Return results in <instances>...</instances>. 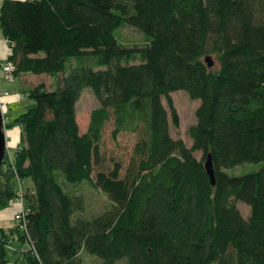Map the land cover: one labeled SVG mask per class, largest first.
I'll use <instances>...</instances> for the list:
<instances>
[{
    "label": "trees",
    "instance_id": "16d2710c",
    "mask_svg": "<svg viewBox=\"0 0 264 264\" xmlns=\"http://www.w3.org/2000/svg\"><path fill=\"white\" fill-rule=\"evenodd\" d=\"M0 23L16 76L56 79L32 85L33 102L6 122L21 138L0 206L20 180L26 214L25 227L0 229V264H84L83 252L101 264H264V0H3ZM126 24L146 42L125 44ZM85 88L100 106L82 132ZM177 89L200 100L189 146L170 131ZM245 162L261 165L227 172ZM60 175L111 206L84 216Z\"/></svg>",
    "mask_w": 264,
    "mask_h": 264
},
{
    "label": "rangeland",
    "instance_id": "374dc122",
    "mask_svg": "<svg viewBox=\"0 0 264 264\" xmlns=\"http://www.w3.org/2000/svg\"><path fill=\"white\" fill-rule=\"evenodd\" d=\"M118 30H117L118 35L125 44L142 45L146 42L145 34L137 27L126 24ZM30 76L31 77L28 78V82L32 83L31 85H35L40 81H45L49 87H53L56 81V79L52 77L50 74H43V75L30 74ZM16 79H18V77H16ZM19 79L21 80V78ZM19 79L18 81H20ZM6 80L8 83L14 82V81H10L7 78ZM28 85L29 84H27L26 90H25L26 91L25 98L27 100L21 103L23 107L21 106V108H19L18 110L17 108H13V110L12 111L10 110V112H5L7 111V109L6 107H3V110L6 113L7 122L11 121L15 117L16 113H18L19 111L25 110L27 108L26 106L27 104L33 102V100L29 97L30 87ZM171 97H172L173 105L176 108L178 119H179L178 126L176 127L171 123V118H170L171 134L174 137H181L185 141V143L189 146L191 144V139L188 136L187 128L190 124L195 122V109L197 105L199 104L200 100L197 98L193 99L189 97L188 93L183 89H177V90L172 91ZM163 102L169 112V107L167 105L166 100L163 99ZM99 106H100V102L98 98L96 97V95L94 94V92L90 88H85L77 104V120H78L80 129L82 132H85L88 128L92 110ZM13 127L14 126L7 127L6 130L12 129ZM17 133L18 135L16 136L17 138L16 140L18 141V143H15V141H13L15 139L13 132H11V135L8 141L7 154L9 158L13 156L14 152L19 147L21 133L19 132V130L17 131ZM194 155L197 158H200L201 151H194ZM260 165H261L260 162H245L243 164L236 165L232 168H228L227 172L230 174H242L248 171L256 170L260 167ZM59 179L63 187L68 193L82 194L85 200V207L82 212L84 216L88 218H92L96 215H99L100 213H102L104 210H106L107 208L111 206V200L108 194L100 188L93 187L89 183V181L87 180L69 181L62 175H60ZM28 181L30 183V180ZM18 188H20V185ZM23 202H24V197H23ZM237 205L240 211L242 212L243 216H247L249 213V205L247 206L245 203H242V202H238ZM82 256H83L84 264H101L102 263V260L93 254H88L86 252H83ZM118 264H126V262L121 261Z\"/></svg>",
    "mask_w": 264,
    "mask_h": 264
},
{
    "label": "crops",
    "instance_id": "0c3cea01",
    "mask_svg": "<svg viewBox=\"0 0 264 264\" xmlns=\"http://www.w3.org/2000/svg\"><path fill=\"white\" fill-rule=\"evenodd\" d=\"M2 1L3 0H0V6H1ZM11 51H12V46L9 40L5 37L2 27H1V23H0V94H2L1 100L3 104L5 105L4 107H6L7 109V111L5 112H10V110L12 111L13 108H17L18 110L19 108H21V106L23 107L21 103L27 100L25 98L26 86L27 84H29L28 85L29 87L32 86L31 85L32 83L28 82V78L31 77L29 73L28 74L27 73L18 74L17 77L18 79L21 78V80L19 79L20 81H18V79H15L16 81L14 80V82L12 83L7 82L5 75L3 73L2 66L8 60ZM6 92H8L9 94H5ZM18 113H16V115ZM18 130L21 133V128L19 125L14 126L12 129L6 130L7 136H8L7 144H8L11 132H13V135L15 136V139L13 141H15V143H18V141L16 140L17 139L16 136L18 135L17 133ZM23 206H24V202H21L17 198L12 199L6 206H3V207L0 206V229L3 228L7 232H9L10 229H14V226L16 224L15 213L18 210H20ZM12 244L16 248L22 247V242L19 241L18 239L13 240Z\"/></svg>",
    "mask_w": 264,
    "mask_h": 264
},
{
    "label": "built area",
    "instance_id": "2783aa9c",
    "mask_svg": "<svg viewBox=\"0 0 264 264\" xmlns=\"http://www.w3.org/2000/svg\"><path fill=\"white\" fill-rule=\"evenodd\" d=\"M3 73L5 75V77L7 79H9L10 81H14L16 79V74H15V65L12 61L7 60L3 66ZM6 94H8V92H6ZM2 94H0V106L3 110V107L5 106L1 100ZM4 113V110H3ZM4 122H5V129H6V114L4 113ZM7 132V131H6ZM8 147V144H7ZM8 152V150L6 151ZM10 155V154H9ZM11 156V155H10ZM19 191H18V195H17V199H19L21 202H23V197H24V183L22 181L19 180ZM25 214H26V209L25 206H23L18 212H16L15 214V221L16 224H18L21 227H25Z\"/></svg>",
    "mask_w": 264,
    "mask_h": 264
},
{
    "label": "water",
    "instance_id": "95a60500",
    "mask_svg": "<svg viewBox=\"0 0 264 264\" xmlns=\"http://www.w3.org/2000/svg\"><path fill=\"white\" fill-rule=\"evenodd\" d=\"M205 61L208 63V66L213 65V60L211 56H206ZM6 151H7V133L5 129L4 113L0 106V177H1V168L6 156ZM204 167L210 177L211 183L214 184L215 183L214 169L210 154H208V156L204 161Z\"/></svg>",
    "mask_w": 264,
    "mask_h": 264
}]
</instances>
